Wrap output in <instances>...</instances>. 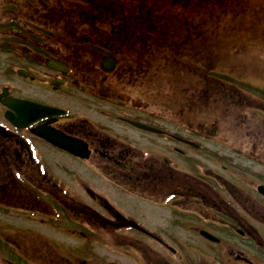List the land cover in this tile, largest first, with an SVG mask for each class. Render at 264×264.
I'll return each mask as SVG.
<instances>
[{"label": "flooded vegetation", "instance_id": "flooded-vegetation-1", "mask_svg": "<svg viewBox=\"0 0 264 264\" xmlns=\"http://www.w3.org/2000/svg\"><path fill=\"white\" fill-rule=\"evenodd\" d=\"M159 12L145 0H0V213L36 209L30 190L38 188L52 191L43 194L57 210L96 212L82 200L97 193L70 195L41 171L51 154L88 163L121 190L168 201L172 217L191 199L205 216L217 213L214 226L227 233L218 243L162 238L165 231L198 233L207 223L143 225L141 264H264V195L226 190L213 200V181L221 179L213 169L196 175L181 169L192 163L180 159L192 139L149 116L148 19L162 18ZM41 131L85 143L88 157L53 145ZM160 142L170 145L167 153L158 150ZM17 232L0 221V264H117L94 256L36 257V250H22Z\"/></svg>", "mask_w": 264, "mask_h": 264}, {"label": "rangeland", "instance_id": "rangeland-1", "mask_svg": "<svg viewBox=\"0 0 264 264\" xmlns=\"http://www.w3.org/2000/svg\"><path fill=\"white\" fill-rule=\"evenodd\" d=\"M145 1L148 6L156 5L157 10L160 7L163 15L148 19L149 79L145 87L149 116L201 145L198 150L181 153L189 161L220 172V165L213 162L215 153L225 157L216 160L228 169L220 174L237 186L244 187L238 180L251 183L255 179L253 187L264 183V0ZM255 87L261 88V93L255 92ZM168 146L160 142L158 150L167 153ZM48 161L44 174L54 177L56 185L67 193L84 198L81 192L89 188L98 194L95 200L85 195L82 201L106 219L109 227L102 228L97 220H91V225L84 215L74 217L61 210L56 216L52 208L48 209L47 196L37 195V208L50 217L23 207L15 213H0L4 225L18 229L22 250L30 249L33 254L36 250V257L55 260L97 255L120 264H141L143 225L153 229L176 220L178 224L206 222L213 226L210 222L218 220L213 213L205 216L197 206L199 202L192 199L177 205L180 213L172 217L167 202L164 206L161 200L146 201L121 190L88 163L51 154ZM231 182L225 181V186L235 191ZM24 189L22 186L21 192ZM115 217L133 222V228L112 227ZM67 225L72 228L68 230ZM81 231H86L87 237L82 239ZM212 233L227 238L222 229ZM169 235L201 239L197 233L184 231H165L162 238ZM87 240L93 245L86 247Z\"/></svg>", "mask_w": 264, "mask_h": 264}, {"label": "water", "instance_id": "water-1", "mask_svg": "<svg viewBox=\"0 0 264 264\" xmlns=\"http://www.w3.org/2000/svg\"><path fill=\"white\" fill-rule=\"evenodd\" d=\"M67 141L71 142L70 140H67ZM72 143H73V142H72ZM60 146H62V147L65 148L66 150H68V151H70V152H72V153L78 154V155H80V156H85V157L87 156V153H85V154L83 155L82 150H80V149H78V148H75V147L72 146L70 143H68V144H66V143H65V144L62 143ZM257 189H258L259 192H262V193L264 194V186H263V185H259ZM201 234H203L204 236H206L207 238H209V239H211V240H217L216 237L210 235V234L207 233L206 231H201Z\"/></svg>", "mask_w": 264, "mask_h": 264}, {"label": "trees", "instance_id": "trees-1", "mask_svg": "<svg viewBox=\"0 0 264 264\" xmlns=\"http://www.w3.org/2000/svg\"><path fill=\"white\" fill-rule=\"evenodd\" d=\"M256 89V88H254ZM254 92V91H253ZM255 92H258V93H261V90L259 88H257V90ZM254 92V94L256 95V93ZM262 95L264 96V92L262 91ZM212 156L215 157V160L216 159H219L220 161H222L225 157L223 156H217L215 153H212ZM214 160V161H215Z\"/></svg>", "mask_w": 264, "mask_h": 264}]
</instances>
